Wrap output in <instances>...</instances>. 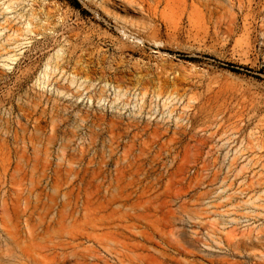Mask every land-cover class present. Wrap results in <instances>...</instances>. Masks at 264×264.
<instances>
[{
    "label": "rangeland",
    "instance_id": "obj_1",
    "mask_svg": "<svg viewBox=\"0 0 264 264\" xmlns=\"http://www.w3.org/2000/svg\"><path fill=\"white\" fill-rule=\"evenodd\" d=\"M4 1L0 262L264 264V0Z\"/></svg>",
    "mask_w": 264,
    "mask_h": 264
},
{
    "label": "bare ground",
    "instance_id": "obj_2",
    "mask_svg": "<svg viewBox=\"0 0 264 264\" xmlns=\"http://www.w3.org/2000/svg\"><path fill=\"white\" fill-rule=\"evenodd\" d=\"M100 1L104 3L106 0H100ZM16 3L17 2L14 0H6L3 2L4 8L6 10L12 9ZM28 232L30 234L29 235V239H30L34 234L33 225H29ZM13 241L12 243L17 245V247L15 248H18V251L16 252L13 249H11V254L10 253L8 254L10 256V259L5 264H7L8 262H11L12 264H42L41 257L43 255L41 254L39 250H37L32 245L27 243V241L21 240V242H18L17 240L16 243ZM71 246L72 245L70 241H64V240L58 239L50 244V250L51 251L66 250L67 248H70ZM158 252L161 254V256L167 257V259L171 262L170 264H180L181 262L180 257H181L182 251L179 249H176V252H177L176 256H172L171 254L169 255L164 250L163 251L158 250ZM141 259L144 264H156L157 263L156 260H153L151 257H148V256L147 257L143 256ZM115 260H116V263L123 264V256L120 255L119 252H116ZM0 264H4V263L0 262Z\"/></svg>",
    "mask_w": 264,
    "mask_h": 264
}]
</instances>
